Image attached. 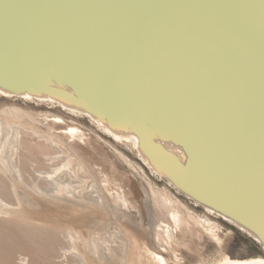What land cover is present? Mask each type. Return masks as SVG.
Segmentation results:
<instances>
[{"label":"water","instance_id":"water-1","mask_svg":"<svg viewBox=\"0 0 264 264\" xmlns=\"http://www.w3.org/2000/svg\"><path fill=\"white\" fill-rule=\"evenodd\" d=\"M0 92L137 139L264 252V0H0Z\"/></svg>","mask_w":264,"mask_h":264},{"label":"rangeland","instance_id":"rangeland-1","mask_svg":"<svg viewBox=\"0 0 264 264\" xmlns=\"http://www.w3.org/2000/svg\"><path fill=\"white\" fill-rule=\"evenodd\" d=\"M30 100L0 93V264H24L25 260L28 264H96L94 259L84 262L68 250L72 247L69 230L73 225L67 218L81 216L87 221L83 225L85 231L93 230L102 219L108 224V229H119L117 223L106 220L112 210L93 201L96 194L93 190L101 191L113 201L122 194L123 189L130 190L121 179H117L118 175H113V178L104 176L93 164L78 160L69 144L65 140H58L43 122L32 118L19 119L15 111L17 108L36 113L49 110L45 105ZM77 121L87 131L100 137L104 154H97L98 157L106 156L110 164L114 160L136 185L138 197L133 196L128 209L134 213L136 222L142 219V213L137 212L139 208L147 209V214L151 208L145 180L159 188L166 187L174 199H181L194 212L196 223L188 221L186 226L189 240L175 238L171 247H158L154 243L153 228L148 226V247L151 250L147 252L144 241H139L145 253L140 264H218L227 257L239 260L255 256V247L248 244L244 237L255 244L259 243L223 218L209 213L211 221L207 222L209 228H205L204 213L207 211L168 185L164 178L154 175L132 141L117 140L101 132L87 116ZM90 149L95 151L91 145ZM53 169L57 170L53 176L62 177V192L67 185L75 191L77 196H71L73 201L41 194L32 186L37 181L38 171ZM44 181L40 180L41 183ZM85 182H90L91 187ZM182 214L185 216L184 212ZM129 223L139 227L131 220ZM210 227L220 235L219 241L210 234ZM105 231L103 229L98 234L95 243H102L101 235ZM153 251L163 255L165 260L158 262ZM106 260L105 264H123L121 254H107Z\"/></svg>","mask_w":264,"mask_h":264},{"label":"bare ground","instance_id":"bare-ground-1","mask_svg":"<svg viewBox=\"0 0 264 264\" xmlns=\"http://www.w3.org/2000/svg\"><path fill=\"white\" fill-rule=\"evenodd\" d=\"M0 93L12 96L3 92ZM24 98L32 99L30 101H34L36 104L45 105L49 108V110L36 113L33 111L28 112L17 108L15 111H17L18 113L19 119L32 118L34 120L43 122V124L48 126V130H51V132L58 137V140H65L69 144V147L72 150V154L76 155L78 160L88 162L91 165L93 164L94 168L96 166L99 172L104 176L113 178V175H118L117 179H121L122 183H125L127 185V188L130 190L128 192L123 189L122 194L118 197H115V201H113L108 195L101 193V191L93 190V192H96L95 199H93V201L95 203L105 206L106 209L108 208L112 210V214L108 215L112 217L106 216V220L110 219L111 221H113V223H117L119 229H108V224H105L104 219H102L93 230L85 231L84 229L86 227H84L83 225L84 222L87 223V221H84V219H82L79 215L69 217L67 218V220L73 226H71L69 230V239L71 241L72 247L68 250H71L74 255H76L80 259H83L84 262L94 259L96 264H105V261H107V254H113L114 256L121 254L123 264H140L142 263V259L145 253L144 250L140 248L139 241H144L146 248L148 249L147 252L151 250L148 247V226H152L153 228V232L155 235L154 243L158 247H171V245L173 244L172 240L175 238L189 240V236L186 233L188 230L186 226L188 221L194 222V212L190 211L181 202V200H176L174 198L172 199L171 194L169 193L168 189H166V187L161 189L157 186H154L148 180H145V182L147 183V186L149 188L146 191L149 196L148 200L150 202L149 204L151 208H149L148 214L146 211L147 209L144 210L143 208H139L137 212L142 213V219L139 223L136 222L134 213L130 212L128 209L129 202H131L133 196L138 197V189L134 182L130 179V177L125 172L119 169L114 160H112L110 164L108 158L105 155V157H98L97 154H104V151L101 146V141L99 139L100 137H98V135L93 134L89 130L87 131V129L84 128L77 121L83 119L85 116L89 117L88 115L71 107L62 105L52 99H35L30 96H25ZM90 120H92L91 124L93 126H95L101 132L111 136L112 138L117 140L122 139L132 141L135 146L138 144L137 139L131 136L122 135L120 133L114 132L107 125L101 123L100 121L94 118H90ZM90 145L95 148V151H93V149H90ZM139 156H141L144 162L152 170L154 175H158V177L163 179V177H161L158 171L153 168V166L148 162L145 157H142L141 154ZM38 172L39 173L37 175V181L32 186L39 193L44 195H50L51 197L58 198L64 201H73L71 196H77L75 195V191L71 190L70 185H67L64 192H62V177L53 176V173H57L56 169L50 171L41 170ZM40 180H45V183H41ZM166 181L168 185L170 184L171 186H173L170 181ZM85 184L88 187H91L90 182H85ZM183 212L185 213V216L182 214ZM205 213L206 215H204V226L205 228H209L207 226V222H210L211 219L208 215L209 213L210 215H213V212L207 211ZM130 220L132 223H138L139 227H133L132 224L129 223ZM198 222L203 224L201 220H198ZM103 229H106V231L103 232V234L101 235L103 239L102 243H95V238L99 236L98 234H101L100 232ZM211 229L212 227H210L209 229L210 234H212V237H214L215 240L219 241L221 239L220 235L214 233ZM77 242L81 243L77 244ZM98 244H101V246ZM80 246H82L83 248H80ZM66 252L67 250L65 251V255H67ZM153 253L157 256L158 262H160V260L161 262L165 260L164 256L160 253H157L155 251H153ZM256 263H264V258L253 257L251 259L245 258L239 260H230V258L227 257L225 260H222L218 264ZM24 264H28L26 260ZM79 264L84 263L81 262Z\"/></svg>","mask_w":264,"mask_h":264},{"label":"flooded vegetation","instance_id":"flooded-vegetation-1","mask_svg":"<svg viewBox=\"0 0 264 264\" xmlns=\"http://www.w3.org/2000/svg\"><path fill=\"white\" fill-rule=\"evenodd\" d=\"M159 180V179H158ZM157 180V181H158ZM162 189V188H161ZM171 198L173 199V197L171 196ZM176 200H181V199H179V198H177ZM181 202L183 203V201L181 200ZM184 204V203H183ZM185 205V204H184ZM204 215H206V213H204ZM208 215V214H207ZM209 216V215H208ZM193 221L194 222H192V221H190V223H196V221H197V219H196V217L195 218H193ZM236 228V227H235ZM236 230V229H235ZM235 232V231H234ZM244 239L246 240V242H248V244H251L252 246H254L255 247V252H254V255L255 256H253L254 258H258L257 256H259V255H261V256H264V252L262 251V250H260L259 249V244H255L254 242H252L250 239H247V238H245L244 237ZM258 249V250H257ZM253 257H251V258H253ZM251 258H247V259H251Z\"/></svg>","mask_w":264,"mask_h":264}]
</instances>
